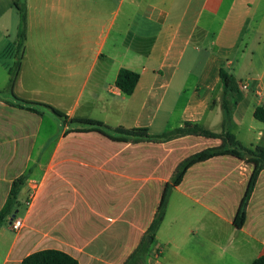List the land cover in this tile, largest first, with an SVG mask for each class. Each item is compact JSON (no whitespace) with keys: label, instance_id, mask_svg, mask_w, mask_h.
I'll list each match as a JSON object with an SVG mask.
<instances>
[{"label":"crops","instance_id":"obj_1","mask_svg":"<svg viewBox=\"0 0 264 264\" xmlns=\"http://www.w3.org/2000/svg\"><path fill=\"white\" fill-rule=\"evenodd\" d=\"M25 7L16 97L110 128L159 135L192 122L220 133L223 70L230 76L227 130L244 147L264 148V123L253 116L264 108V0H25ZM18 22L12 0H0V210L11 183L28 173L24 199L21 190L17 198L21 216L13 217L22 228L0 249V264L43 249L79 264H123L178 164L221 141L121 142L76 132L50 115L57 130L42 133L45 112L8 104ZM121 68L139 75L130 96L114 84ZM252 169L227 155L191 166L169 194L145 264H251L264 255V169L242 227L234 226Z\"/></svg>","mask_w":264,"mask_h":264},{"label":"trees","instance_id":"obj_2","mask_svg":"<svg viewBox=\"0 0 264 264\" xmlns=\"http://www.w3.org/2000/svg\"><path fill=\"white\" fill-rule=\"evenodd\" d=\"M13 6L17 13L19 22L16 35V51L15 60L13 65L7 70L8 74V89L11 94V101L8 103L16 108L26 110L37 115H41L43 112H49L56 118L60 119L63 123L67 122L69 124H75L78 126L75 129L76 132H99L112 140L121 142H156L163 143L170 141L172 139L186 136L195 135L205 138H217L221 141V144L217 147H211L197 152L183 161H181L176 167L173 175L171 176L169 183L164 187L159 205L155 211L153 219L147 228L146 232L142 236L139 244L135 250L131 253L128 259L123 264H144L146 255H148L151 246L155 240V233L161 224L165 209L167 206V201L169 194L173 188L178 186L185 174V172L194 164L206 161L208 159L218 157V156H233L238 158L245 163L251 164L253 166L251 175L249 177L246 190L238 206L234 226L236 228H241L245 221V212L248 200L251 196L255 182L257 180L259 172L264 169V148L254 147L248 148L242 146L227 130L228 119L230 114V106L227 99V90L230 84V76L227 75L223 70H219V77L222 84V96H221V109L223 113L221 131L220 133H213L206 130L202 126L192 123L184 122L182 126L176 127L170 131L164 132L159 135H152L146 127H133L124 128L118 126L115 128H110L103 122L94 119L85 118H70L60 112L59 110L53 108L50 105L43 103L30 102L16 97L13 93V87L18 75L22 51L26 38V28H27V14L25 7V0H12ZM139 80V75L128 69H119L115 78V87L125 96H130ZM254 118L258 121L264 123V108H257L254 112ZM28 178V173H25L18 178H16L12 183L7 196V199L0 210V227L1 224L7 219L14 217L15 211L17 210L18 194L21 188L24 186L26 179ZM19 264H79L77 260L70 255L55 249H43L30 253L24 257ZM251 264H264V255L255 259Z\"/></svg>","mask_w":264,"mask_h":264},{"label":"rangeland","instance_id":"obj_3","mask_svg":"<svg viewBox=\"0 0 264 264\" xmlns=\"http://www.w3.org/2000/svg\"><path fill=\"white\" fill-rule=\"evenodd\" d=\"M239 81V77L237 79ZM236 80V82H237ZM241 82L244 81V79H241L240 80ZM86 92L83 94V96H85ZM171 96V95H169ZM186 97V96H185ZM145 111V110H144ZM46 115H48L47 117L48 118H45V122H44V126H43V130H42V133L44 134H51L50 132H53L55 130H57V126L53 123H51L49 121V115L54 118L56 121H61L59 120L58 118H56L54 115L52 116L49 112H45ZM174 114V112H173ZM95 118H104L103 115H99V113H94L93 115ZM171 120H173L174 118H176L175 115H172L171 116ZM106 120V119H105ZM107 120L111 123H114L116 120H117V117L114 116V115H109L107 117ZM62 122V121H61ZM63 124V123H62ZM69 128L73 127V126H76L75 124H68ZM123 126V125H121ZM125 128H129L127 126H123ZM57 134V131L56 133ZM25 190H26V186L24 185L22 188H21V192L22 194L19 195V200L20 201H23L24 199V195H25ZM22 205L20 204L19 206H17V210H18V213L15 214V217H20L21 216V212H22ZM0 249H3L7 244H9L11 242V240L13 239L14 237V232L10 230L9 228V218H7L2 224H1V227H0ZM147 257V255H146ZM146 260V259H145ZM140 264V263H139ZM145 264V263H144Z\"/></svg>","mask_w":264,"mask_h":264},{"label":"built area","instance_id":"obj_4","mask_svg":"<svg viewBox=\"0 0 264 264\" xmlns=\"http://www.w3.org/2000/svg\"><path fill=\"white\" fill-rule=\"evenodd\" d=\"M241 88L243 90H246L247 89V84L246 82H243L241 84ZM36 188H37V181L36 180H32L30 182V189H29V193H28V201H30L31 197H33L35 191H36ZM9 227L11 229V231L17 233L21 230L22 228V220L21 219H15V218H11L9 220Z\"/></svg>","mask_w":264,"mask_h":264}]
</instances>
